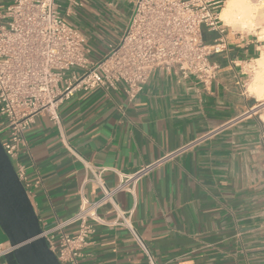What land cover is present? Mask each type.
Returning <instances> with one entry per match:
<instances>
[{
  "label": "crops",
  "instance_id": "1",
  "mask_svg": "<svg viewBox=\"0 0 264 264\" xmlns=\"http://www.w3.org/2000/svg\"><path fill=\"white\" fill-rule=\"evenodd\" d=\"M81 1L67 20L97 62L120 39L134 0ZM9 3L0 0V14ZM225 26L230 51L214 58L220 71L207 89L194 78L157 70L132 103L123 85L96 88L64 101L58 125L48 114L37 116L18 162L40 226L72 216L81 194L89 201L99 196L86 182V162L104 168L112 187L118 183L114 170L130 174L177 152L133 195L115 197L121 210H133V224L156 264H264V122L254 112L264 100L244 90L249 74L240 68L262 57L264 39L259 27L245 33ZM99 215L105 223L96 225L77 264H148L127 231L109 225L113 210L102 208ZM67 230L75 236L74 227ZM7 241L0 228V244Z\"/></svg>",
  "mask_w": 264,
  "mask_h": 264
},
{
  "label": "built area",
  "instance_id": "2",
  "mask_svg": "<svg viewBox=\"0 0 264 264\" xmlns=\"http://www.w3.org/2000/svg\"><path fill=\"white\" fill-rule=\"evenodd\" d=\"M223 6L224 0H134L118 42L92 62L83 35L67 20L82 7L81 0H10L0 14V143L28 196L27 176L18 157L37 116L48 114L58 125L64 101L96 88L116 90L123 85L126 101L132 103L157 70L183 80L194 78L209 88L220 71L214 58L230 51L227 27L220 18ZM208 34L216 37L208 40ZM253 63L247 61L240 68L249 74ZM176 153L130 174L114 170L118 183L112 187L103 179L104 168L86 162V182L97 187L99 196L89 201L81 194L72 216L41 226L40 237L57 261L77 264L96 225L105 223L99 210L110 207L115 218L109 225L125 229L147 263L156 264L133 224V210H121L115 197L133 195L141 180ZM70 227L76 229L75 236L68 232ZM13 250L8 241L0 244V259Z\"/></svg>",
  "mask_w": 264,
  "mask_h": 264
},
{
  "label": "water",
  "instance_id": "3",
  "mask_svg": "<svg viewBox=\"0 0 264 264\" xmlns=\"http://www.w3.org/2000/svg\"><path fill=\"white\" fill-rule=\"evenodd\" d=\"M0 228L14 249L7 264H60L40 237L38 216L1 143Z\"/></svg>",
  "mask_w": 264,
  "mask_h": 264
},
{
  "label": "rangeland",
  "instance_id": "4",
  "mask_svg": "<svg viewBox=\"0 0 264 264\" xmlns=\"http://www.w3.org/2000/svg\"><path fill=\"white\" fill-rule=\"evenodd\" d=\"M247 1H252L251 3H255L253 0H247ZM256 4V3H255ZM260 6V7H258ZM255 7H257L260 11H264V4H257ZM256 15V14H255ZM255 19V20H254ZM253 20L251 19L252 23L250 20H236V22L232 23V25L236 28V26H239V28H241L242 32L245 33H253L256 32L254 31V29L256 27H259L260 29L258 30L260 32V37L261 39H264V15L262 16H257L255 17ZM249 21V23H248ZM264 46V43H263ZM260 53L262 54V60L264 63V47L261 49ZM260 54V56H261ZM258 56V58L260 57ZM259 62H255L253 63L254 66L253 68V72L249 73V81L246 84L245 90H247V93L249 91V89H253L254 90V94L253 96H256V98L258 100H264V68H262L263 66H260V64H258ZM250 87V88H249ZM250 94V93H248ZM255 111H258L257 116L261 118V120L264 122V104L261 107H257Z\"/></svg>",
  "mask_w": 264,
  "mask_h": 264
},
{
  "label": "bare ground",
  "instance_id": "5",
  "mask_svg": "<svg viewBox=\"0 0 264 264\" xmlns=\"http://www.w3.org/2000/svg\"><path fill=\"white\" fill-rule=\"evenodd\" d=\"M251 2L252 1H247V0H227L220 14L221 20L225 22L224 23L225 25H231L232 23L236 22V20L238 21V19L251 21V19L253 20L255 17L259 15L260 16L264 15V11H260L261 9L259 10L257 7H255L257 4ZM261 60L262 58H259L256 62H259L258 64H260V66H263L262 68H264V63ZM248 92L250 94H254L253 89L251 90L249 89Z\"/></svg>",
  "mask_w": 264,
  "mask_h": 264
}]
</instances>
